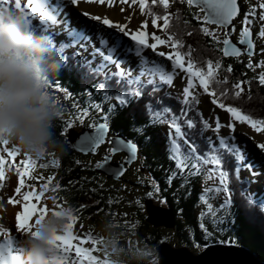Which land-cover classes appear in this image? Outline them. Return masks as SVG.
Returning a JSON list of instances; mask_svg holds the SVG:
<instances>
[{
  "label": "trees",
  "instance_id": "16d2710c",
  "mask_svg": "<svg viewBox=\"0 0 264 264\" xmlns=\"http://www.w3.org/2000/svg\"><path fill=\"white\" fill-rule=\"evenodd\" d=\"M127 1L133 3V0ZM145 3L144 11L150 17L149 13L156 15L166 13L164 5V7L161 4L158 5L152 0H147ZM172 3L175 6V12L169 20V26H166L167 32L174 33L175 38L182 42L179 50L188 53V56L184 57L186 61L190 56L194 66L200 67L205 72L209 67L213 69L214 75L209 85L217 102L228 107H236L242 114L249 115L253 119L264 120V114L261 113L264 111V85L254 82L252 78L256 74L254 75L249 67L248 61L251 58L246 55L236 58H223L222 44L219 40L223 41L225 35H210L201 32V26L206 28L209 26L205 25L203 21L191 18L190 8L187 10L184 3L179 0H172ZM33 28L41 32L39 27ZM42 33L45 34L44 31ZM187 38L189 40H184ZM68 61L67 65L63 62L61 71L57 76L51 77L49 82L57 80L60 82L59 86L69 89L70 93L77 98L81 110L90 107V116L93 117L91 124L106 122L111 135H121L137 145L140 171H144L147 177L155 183L162 203L171 210L174 216L173 228H153L145 222L146 214L145 212L143 214V201L150 199V197L141 198L140 203L142 205L140 204L137 217L140 228L135 232L134 244H127L128 238L122 237V233H119L118 242H121V247L116 253L122 254V259H126L128 264H139V262L128 258L132 255L133 249L147 247L153 253L150 264H158L155 247L161 242L167 241L166 237L170 233L171 236L168 239L172 238L177 247H186L191 250L195 246H198L199 249L201 246L207 247L211 244L236 245L248 249L261 262H264V212L260 211V207L247 194V180L238 177L235 155L221 149L223 163L219 170L227 173L230 196L226 197L225 200L230 202L222 209L217 206L211 207L200 218L195 216L197 204L200 203L201 205L200 185L208 176L215 179L219 178L218 171H214L213 165L210 163L202 165L199 170L191 169V162H189V165L181 172L171 159L173 142L164 133L163 127L172 120L181 125L184 139L188 140L189 143L194 142L198 146V155L202 156L207 151L209 142L205 137L207 127L202 123L195 125L199 119V114L192 107L197 99H193L191 109L186 112L187 105L183 106L179 97L171 96L167 87L153 92L151 85L143 84L141 87L142 94L139 98L133 97L126 106H120L116 104L114 95L117 91L127 90L126 84L117 85L114 77L105 80V75L93 71L91 67L90 69L86 68L87 71L82 65L83 60L76 59L74 62L69 57ZM217 62L219 67H216ZM101 82L111 86L107 89V96L104 90L97 88ZM94 104L99 106V111L92 107ZM110 104L113 105L111 111H109ZM164 108L170 111L157 118V112ZM105 116H107L106 120L103 119ZM62 118L64 117L61 113L60 118L55 121L54 133L56 138L64 143L65 151L60 155H47L52 160L57 161L55 167L59 168L55 173L58 178L62 177L64 180L57 187L59 194L57 197H60L64 204L73 210L76 221L85 224L88 231H97L95 225H92L90 229V215L94 213V210L90 213V209L84 200V198H90V190L92 189L90 186L92 180L86 179V177L90 178V168L78 164V161L82 159L81 156L67 148L65 138L61 135L62 128L66 127ZM185 119L192 121L193 127L191 129L184 124ZM175 140L174 142L180 146L181 151L187 153V145L183 143V140L177 138ZM7 165L12 166L11 164ZM189 171L194 174L190 175ZM93 175V180L94 177H99L96 173ZM101 177L104 179L103 176ZM109 182L113 181L109 180ZM143 184L140 183V187L143 188ZM94 189L102 193L97 182H94ZM150 190L152 192L153 188ZM130 207L132 206L130 205ZM97 215L93 216V221L100 232L106 233L96 221V219H100L101 214L98 213ZM176 217H180L182 220ZM103 238L105 239V237H101V244L97 243L96 255L99 257H104L107 254V251L102 250Z\"/></svg>",
  "mask_w": 264,
  "mask_h": 264
},
{
  "label": "snow or ice",
  "instance_id": "6c2138e0",
  "mask_svg": "<svg viewBox=\"0 0 264 264\" xmlns=\"http://www.w3.org/2000/svg\"><path fill=\"white\" fill-rule=\"evenodd\" d=\"M69 4L72 6L77 5L78 0H68ZM97 3H100L101 0H96ZM189 6L191 5H199V10L203 11V15L194 16V19L203 21L207 24H216V25H227L228 22L237 14V0H186ZM133 3H138L140 8L143 9L145 7V0H133ZM161 5H165V0H159ZM11 4L12 8L19 10L22 15L25 17L26 24L28 27L33 28L30 17L34 14L39 12L40 13V28L41 32L49 27V24L56 25L58 23H63L64 30L71 36L74 41L80 40H88L90 39L84 33L71 30V26L62 19H58L57 13L60 10L61 4H51L50 0H28V3H24L23 7L21 6V0H0V11H5L9 9L7 6ZM32 5L29 7V5ZM260 12L259 18L264 20V2L259 4ZM27 10V11H26ZM151 24L152 27L155 28L157 26V21H163L159 25L162 30H165V34L167 35V40L161 39L158 35L151 36V42H148L146 37V33L140 30L134 31H127L124 28L123 24H113L107 17L101 18L98 15H90L88 12H84V16H89V18L93 21H99L101 25L107 26L108 28H115L116 31L122 33L124 37H128L129 40L134 44L135 48V55L138 58V65L139 72L136 76H132L131 73L123 69L120 65V61L118 56L116 55V50L119 47L115 45V40H110L108 34L103 35L98 39L96 42L97 46L94 48L95 52L105 53L102 56L101 63L97 66L95 71L103 72L105 66L107 64H115L116 71L115 72H107L105 73V80L114 77L116 84L123 86L127 85V90L125 91H117L114 95V99L116 104L120 106H126L128 103L131 102L132 98H139L142 94L141 87L143 84H148L152 86V91L155 92L157 90V78L161 84L171 83L173 75L175 74L176 70L186 74V86L183 87V95L187 97L189 94L190 89L193 87V81H198L199 88L207 90V86L213 79V69L211 67L208 68L207 72L203 71L200 67L194 66V62L191 60L189 56L188 60L185 61L183 58L188 56V53H184L179 50L180 45L182 42L179 39L175 38L174 33L170 34L167 32L166 26H169V18L168 14L165 13L164 15H156L151 14ZM200 31L204 33H209V29L206 27L201 26ZM214 31V30H212ZM249 35V31L247 27H241L240 29V41L243 42L244 38ZM258 35L264 36V32L258 33ZM50 40L52 38L50 35H47ZM169 42H171L172 51L164 52V51H157L158 45L168 46ZM223 44L225 45L224 48L221 49L223 54L227 56L229 51L232 54L239 55L238 50L235 47H232L228 36L225 35L223 39ZM248 48H252V41H247ZM66 44H61L58 47V51L60 54L63 51V48L67 47ZM143 49H151L152 52L156 53V56L163 57L165 60L163 62L158 60L149 61L143 54ZM128 51H133L131 46L128 47ZM76 53H73L75 56ZM248 55H252L251 52H248ZM62 60L64 62V57L61 55ZM170 62V66L168 65ZM216 67H219V63L217 62ZM141 77H146V79H141ZM247 83V82H245ZM259 83L264 85V76L260 77ZM111 87L110 85L101 82L97 85L98 89L104 90L105 95L107 96V89ZM238 87V85H237ZM235 94V93H234ZM209 96H212V92H208ZM223 95V93H221ZM111 98V97H109ZM187 104V100L183 101ZM213 105H216L217 108L223 109L229 116L230 121L235 120L237 122H243L246 125H249L252 129L256 132H260L261 129H264V120L261 119H253L249 115L242 114L241 111L236 107H228L223 103H218L217 99L213 98L211 100ZM97 111H99L98 105H92ZM113 105H109V111H111ZM170 110L164 108L157 112V118L162 115L163 113H168ZM88 115V110L85 108L83 110V115L77 117L79 120H83L85 116ZM103 119H107V116L103 117ZM184 124L187 128L191 129L193 127V123L191 120H184ZM71 122L67 123L65 128H62L61 135H65L67 129L71 128ZM89 128H93V135L84 137V140L91 145L92 151L95 152L96 146L102 142L104 139V133L106 132L108 125L106 123H98V124H89ZM169 127L174 129L175 136L178 140H183V143L187 145V153L181 151L180 146L173 142L172 143V152H171V159L175 162L176 167L183 172L185 167L189 165L191 162V169L199 170L202 165L211 164L213 165V170L218 171L220 184L223 185V188L217 187L215 189H205V192H210L213 195L223 191L225 197L230 196V190L228 188L229 180L227 178V173L223 170H219L220 166L223 163V152L221 149L227 150L235 155V159L237 161H242L243 157L240 151L236 150L234 146H229L225 138H218V146L213 147L211 141L207 144V151L204 154L198 155V146L193 142L189 143L188 140L184 139V133L182 132L181 125L177 123L175 120L169 121ZM207 127V125H205ZM216 129H219L220 124H216ZM227 127L231 129L233 127L232 123L229 122ZM9 144V142L3 138H0V147ZM256 147L264 152V144H257ZM128 148L131 150L132 153L136 151V146L132 143L128 144ZM116 149L112 148L109 149V152L115 151ZM5 152H8V148H4ZM17 151V147L13 145L12 151L9 155H15ZM52 154H48L51 156ZM25 159L22 160V164L24 165L23 169H18V177L16 179V192L21 191V186L23 185V180L21 178L29 176V168L35 163L33 159H31L30 155L25 151L24 152ZM42 155L39 158H43ZM107 157H105V160ZM105 161H99L96 164V168H100ZM4 163L3 158H0V165ZM57 163L56 160H52V164L55 165ZM119 174V173H117ZM189 174H194L193 172L189 171ZM255 175V174H254ZM4 173L0 171V179H3ZM48 180H52V176L48 177ZM41 191H44L43 187ZM35 198L36 200H40L41 197L34 191H24L22 193V199L26 203H21L19 205V210L14 213V226L17 233L21 234L23 237L26 234L31 233L32 236H36L37 233L33 231V228L36 224L40 222V220L45 216V214L51 212L53 215L60 214L57 212V209H61L59 204H55V198L49 197V199L53 200L54 209H48L44 206H40L39 208L36 207L35 204L31 203L30 201ZM201 199L204 200L205 197L201 196ZM251 199V198H250ZM230 201L225 200L224 205H221L223 208L227 205ZM12 203V201H9ZM260 204V211L264 212V202L258 201ZM211 208V205H209ZM215 215V213H213ZM66 219L67 222L64 225L63 231L59 234H53L50 237L49 243L51 244L52 248L55 250L54 254V262L55 264H68L69 261V253L74 250L75 257L78 259L74 261V264H111L107 254L104 255L103 259H98L96 256L91 255V249L88 247L77 246L72 243L73 240L78 239V237L73 235V223L76 217L73 214V210L71 208L68 209L66 212ZM30 220L32 221L30 223ZM0 231H3L0 228ZM85 239L95 245L100 242V238H96L93 236H85ZM81 244L84 243L83 240L80 241ZM15 246V241L9 239L7 246L4 244H0V264H18L19 261V253L22 252V248H18L15 253H12L9 249Z\"/></svg>",
  "mask_w": 264,
  "mask_h": 264
},
{
  "label": "rangeland",
  "instance_id": "374dc122",
  "mask_svg": "<svg viewBox=\"0 0 264 264\" xmlns=\"http://www.w3.org/2000/svg\"><path fill=\"white\" fill-rule=\"evenodd\" d=\"M169 1L170 0H165L166 3H168ZM51 4H56V3L54 2V0H50V5ZM121 6H124L127 8V10L132 11L133 17L136 20H139V15H142V17L145 19V21L149 25L152 26L151 17L148 16V14L145 13V11L143 9H141L139 5L136 6L132 2L131 3L130 2L126 3V2H122V1L117 2L115 0L114 6L111 8L112 13L118 14ZM7 7L12 8L11 4H9ZM169 8L174 9L173 3H171L170 6L168 5L166 7L167 10H169ZM64 10H65V7L63 5H61L60 10L57 14H61ZM73 13H75V12H73ZM170 13L171 12L169 11L168 14H170ZM171 17H173L172 14L168 15L169 20L171 19ZM30 20H31V23L34 25L40 23V19L34 14L30 17ZM161 23H163V21L158 20L157 26L153 29L151 28L148 30L153 35H158L161 37V39L167 40V37H164L162 34L163 30L160 27H158ZM76 25L77 26L75 27V29L80 27V29L82 31H88L89 37L91 35L92 39H94V37L97 35L94 32H97L98 29L101 30V28L98 27L101 24L97 21L94 22L90 18L89 19L86 18L81 22L76 21ZM55 27H56V29H55ZM101 27H104V26L101 25ZM212 27H214V26H212ZM47 29L49 32H52L51 34H49L51 37H56L55 35H57L58 38L61 37L57 31H61L62 34H64V35H62V40L64 39L65 35H67V33L64 31L62 26L49 25V27ZM212 30H214V32L217 33V31L215 29H212ZM112 31L113 30L111 29L110 33ZM116 32H117L116 36H118L119 38L121 37L122 42H123V45H120V46L123 49L124 59L119 58V61L121 63L120 65L123 69L128 70L132 76H136L139 72V68L137 67L139 62H138V59L136 57H134L132 54H129V51H128V47L132 42L129 40L128 37L127 38L124 37L122 35V33L118 32V31H116ZM209 32L211 33L210 30H209ZM235 33H236V31H235ZM257 33H261V32L258 31ZM151 36L152 35H150V37ZM68 37L71 38V36H68ZM255 39H256V43L258 44L259 43L258 40H260L261 38L256 36ZM184 40H189V39L187 38ZM79 42H80L81 46L78 45ZM96 42H97V40L95 39V43ZM125 43H126V45H124ZM74 44L75 45H72V48H74L75 51L78 50V51L82 52L86 57H89L90 62H95L98 65L101 63L103 53L94 52L93 50L90 49V47H88L89 46L88 44L81 42V40L80 41H74ZM261 45H263L262 42L259 45V48H258L259 50L263 49V47ZM131 47H132V44H131ZM246 47L247 46H245L244 48H246ZM259 50H258V52H260ZM157 51L170 52V51H172L171 44L169 43L168 46L161 45V47ZM87 52L90 53V56H94V57H90L88 55L89 53H87ZM142 54L146 58H149L148 59L149 61H150V59L151 60H159L161 62H163L165 60V58H163V57L156 56V53L152 52L151 49L148 51L146 50V51L142 52ZM118 55H120V53H118ZM125 57H127V58H125ZM131 58L134 59V61L129 60ZM127 60H128V62H127ZM132 63H134V64H132ZM260 64H258V65H260ZM134 65H136V66H134ZM168 65L170 66V62H168ZM115 68L116 67H115L114 63L107 64L103 71H110V70H114ZM132 68H133V70H132ZM136 69H138V70H136ZM175 74H177L176 78L172 79L171 83L163 84L165 86L168 85L170 87V93L171 94L180 95L184 100L186 99L187 101H189V99H191L196 93L198 94L202 90H204L205 93L204 94L201 93L200 97L198 98L197 107L200 110V113H201L203 120L209 126V130L207 131V137H208V140L211 141L213 147L218 146V138H226L228 140H231L230 143L228 142V145L234 146L238 151H240L243 158L245 156H248L247 153H250L252 158L251 157H250V159L244 158L245 159L244 161H246V163L248 164L247 166H250L251 168L248 169L246 167V165H244L245 162L242 165L239 163V165L237 166V169H238L237 174L240 178H247L248 179V181H249L248 192H249V195H251L252 200L257 202V203H258V201L264 202V168H262L263 166H261V163L264 164V152H262L260 149H258L256 147V145L259 143L255 142L254 140L249 138L245 133H243V134L240 133L241 130L247 129V127L249 125H246L243 122H237L235 120L230 121L228 114L223 109L217 108L216 105H213L211 103V100L213 98H216V96H215L213 90L211 89L210 85L207 86V90L200 89L198 81H195V79H194L192 89H190L188 96L184 97L183 87L186 86V83H187L186 74L180 72L179 70H176ZM175 74L173 76H175ZM141 79L142 80L146 79V77H141ZM158 81L159 80L157 78V82ZM50 85H49L48 91L51 94L52 98L57 102L58 106L62 109L61 112L63 113L62 116L64 117V118H62L64 125H67L68 122H71L72 126L76 129V131L80 132L82 130L81 127H84V125L91 124V120L93 119V117L90 115L85 116L83 118V120L77 119V117L83 115V113H82L83 111L80 110L82 108H80V106L78 105L77 98H75V102H72L70 100V98L68 97L70 95H66V94L64 95V91L56 89L54 86H52V85L50 86ZM209 91L212 92V96L208 95ZM68 107H70V109ZM73 107H76L77 109H74ZM86 109L88 111H90L89 110L90 107H89V109L88 108H86ZM71 110H77V112L72 111V114H71V112H69ZM261 113L264 114V111H262ZM67 114H68V116H67ZM229 122H231L233 125V127L231 129H229L227 127V124ZM217 123L220 124L219 129H216V127H215ZM163 131L165 132V134L168 137L170 136L171 138H173V136L175 135V133H173V130H171L169 127L164 128ZM263 131H264V129H263ZM237 133H238V135H237ZM109 138L110 137H107L106 143L102 144L97 149V152L95 155H90L88 157L81 156L82 159H80L78 161L79 162L78 164L85 165L86 167H89L90 170L94 169L97 162L104 160V156L109 155V151H108L109 145L107 142ZM248 138L252 140V142H253L252 144L251 143L250 144L245 143V140ZM4 148H8V147H6V146L2 147V148H0V150L3 151ZM23 154H24V151L19 149L18 152L15 155H13V156L17 155L16 159H17L18 163H20V160L25 159ZM2 157H3L4 161H9L8 157H6L5 155H3ZM138 157L139 156H137V159L133 163H131L129 166L125 165L126 169H128V170H125L127 172L126 173L124 172V174L122 175L123 177H121L118 181L109 182V180L107 181V180L101 178L100 176L97 178L94 177V180H93V177L90 176V178L92 180V181H90V186L92 187V189L90 190V198H86V199L84 198V200L87 204L88 209H90V213L92 210H94V213H92L90 215V229H91L92 225H95V227H97V229H95V230H97V231H90V233H87L85 225L82 222L75 220L73 223L72 232H73L74 236L78 237V239L73 240L72 243L77 245V246L90 248L91 249L90 254L92 253L91 255L96 256L98 259H103L104 257H99L95 254L97 244H95L96 245V247H95V245L89 243L85 239V236H88V235L96 237V238H100V240H101V237H105L104 233L100 232V229L98 228V226H96V223L93 221L94 215L98 216L97 214L100 213L101 214V216H99L100 219L97 217L98 219H96V221L98 222V224L100 226H102L101 228H103L104 231H106V232L111 231L112 232V239H111L110 243L112 245V251L116 253L119 251V248L121 247V242H118V238L120 237L119 233H122V237L126 236L128 238L126 241L127 244L128 243L134 244L135 232H137L138 229L140 228V225L137 221V217H138L140 204L142 205V203H140L141 198L149 196L150 197L149 200L152 201L153 205L161 207V208L162 207H164L166 209L168 208L166 205H164L162 203V198L160 197V193L155 188V183H153L149 179V177H147V175L144 171H140V169H139V165H140L139 163L140 162H139ZM30 158L33 159L35 161V163L29 168V176L21 178L23 180V185L21 186V191L19 192L20 196H22V193L28 189L27 191H34L38 195H40V197H41L40 200H36L35 198H33L31 201V203L35 204L38 207L44 206L48 209L55 210L53 200L49 199V197L55 198V204H59L61 207H65L66 205L64 204L63 200L60 197L56 196V194L53 192V187H52L55 185L57 186L64 181V180H62V177L58 178L57 174L55 173V171L59 167H55L56 164L53 165L52 162H50L51 161L50 158L46 157V155L43 158H35L32 156ZM124 160H125V156L121 153L111 156V163H123ZM21 166H22V164H21ZM43 166L47 167V170H44L42 168ZM80 169H83V168L80 167ZM254 169L259 170L258 173L260 175L256 177L257 179L253 178V177L250 178V174L255 173V172L251 173L252 172L251 170H254ZM245 170H247V173L242 174L241 172L245 171ZM4 175L5 176H3V179L0 180V182L2 181L0 184V211L2 208L6 207V205L9 203V201L13 202V201H17L19 199H22L19 197V195H16V191H15L16 179L18 177V172L17 171L15 172V169H13V172H9V174H4ZM49 176H52V180H48ZM90 178L86 177L87 180ZM94 182L98 183V185L100 186L99 190L102 193H99L98 191H96L94 189ZM139 182L142 184L145 182L143 184L144 189L142 187H140ZM259 183H261V184L259 185ZM258 186H260V187H258ZM42 187H43L44 191H41ZM217 187H220L222 189L223 185L220 184L219 178L215 179L211 176L206 177L203 184L200 185L201 196H204L205 199L202 200L200 198L201 205L199 203L196 206L195 216L197 218L202 217L205 213L208 212L209 209H211V208H209V205H211V207H213V208H215V206H217L218 208L222 209L221 205H224L225 198H226L223 194V191L221 190L220 192L216 193L215 195H213L210 192H207V193L205 192V189H215ZM150 188H153L152 192H151ZM126 201H127V205H126ZM129 203L132 207H130ZM143 214H144V211H143ZM176 218L179 220H182L180 217H176ZM122 226H123V228H122ZM183 226H184V224H183ZM16 235H17L16 238H12V240L15 241V246L12 247L11 249H9L12 253H15L17 251V249L19 248V245H20V241L22 240V238H24L23 236L21 237L18 234H16ZM169 236H171L170 233L166 237L167 241H165V242H167L173 248H176L177 246L175 245V242L173 241V239L172 238L168 239ZM103 239H102V242H103ZM81 240L84 241L83 244L80 243ZM3 242L6 244V239L0 238V244H3ZM122 244H125V243L122 242ZM197 247L195 246L190 251L195 253V252L202 251L204 249L203 246H201L199 249ZM107 254H108V252H107ZM68 255H69L68 264H74V261L78 259L77 257H75L74 250L72 252H70ZM107 256H109V254Z\"/></svg>",
  "mask_w": 264,
  "mask_h": 264
},
{
  "label": "clouds",
  "instance_id": "9594fccd",
  "mask_svg": "<svg viewBox=\"0 0 264 264\" xmlns=\"http://www.w3.org/2000/svg\"><path fill=\"white\" fill-rule=\"evenodd\" d=\"M62 68L58 47L46 34L28 27L17 9L0 11V138L35 158L65 151L54 133L62 109L48 91L50 78ZM69 208L57 209V215L45 214L33 228L37 235L24 236L18 264H55L49 240L63 231ZM104 235L102 250L112 264H128L122 254L112 251V232ZM152 256L147 247H138L128 259L150 264Z\"/></svg>",
  "mask_w": 264,
  "mask_h": 264
},
{
  "label": "water",
  "instance_id": "95a60500",
  "mask_svg": "<svg viewBox=\"0 0 264 264\" xmlns=\"http://www.w3.org/2000/svg\"><path fill=\"white\" fill-rule=\"evenodd\" d=\"M191 6L200 8L199 5ZM236 16H234L227 25L223 26L206 23L207 25H215L219 27H225L227 29L226 35L229 38L230 44L232 47H235L238 50L239 55L232 54L231 51H229V54L225 56L222 52L223 58L225 59L236 58L243 54L248 55V52L252 53L251 48L249 49L247 44V41L250 40L249 35L244 38L243 42L240 41L236 43L232 40L234 30L233 19ZM245 46H247L246 50H244ZM224 47L225 45L223 44V48ZM108 131L109 128H107L106 132L104 133V139L102 142L96 146L95 152L92 151L91 145L84 140V137L93 135V129H82L80 132L74 131L73 129H68L65 133V144L68 149L81 156L95 155L97 149L102 144L106 143ZM108 143L110 149H116L115 151L110 152L111 156L121 153L125 156V160L123 163H111L110 156L107 157L106 160L104 157L105 162L100 168H95L94 171L103 175L106 179L118 181L126 170L125 165L129 166L137 159V146L120 135L110 137L108 139ZM129 143H132L136 146V151L134 153H132L128 148ZM143 205L146 214L145 222L150 226L153 228L165 229H171L174 227L175 221L171 210L168 208L166 209L164 207L161 208L155 206L152 204L151 200H144ZM155 251L158 256V264H264V262H261L251 251L236 245L211 244L205 247L202 251L194 253L186 247L173 248L167 242H161L155 247Z\"/></svg>",
  "mask_w": 264,
  "mask_h": 264
},
{
  "label": "bare ground",
  "instance_id": "6f19581e",
  "mask_svg": "<svg viewBox=\"0 0 264 264\" xmlns=\"http://www.w3.org/2000/svg\"><path fill=\"white\" fill-rule=\"evenodd\" d=\"M54 2L56 4H61V5H63L65 7V10L61 14H57L58 19H62V20L64 19L63 21H66L71 26V30H74V31L76 30L78 32H82L87 37H89L88 31H82L80 29V27L77 28V29H75V27L77 26L76 25V21L77 22H81V21H83L86 18L89 19V16H84L83 15L84 12H88L90 15H98L101 18L107 17L110 21L113 22L114 25L117 24V23L123 24L125 30H127L129 32L134 31V30L144 31L146 33V37L148 39V42H151L150 35H153V34L150 33V31L148 29H151V28L153 29V27L151 25H149L145 21V19L142 17V15H139V20H136L133 17V14H132L133 12L130 11V10H127V8L124 7V6H121L118 14L117 13L113 14L111 8L114 6L115 0H101L100 3H97L96 0H78L77 5H75V6L70 5L69 2H68V0H54ZM24 3H28V0H21V6L22 7H23V4ZM37 3H38V0H37ZM31 6L32 5L30 4L29 7H31ZM73 12H75V13H73ZM34 15H36L40 19V13L39 12L34 13ZM97 22H99V21H97ZM49 25H51V24H49ZM56 25L63 27V23H58ZM102 26H104V25H102ZM98 27L101 28V30L98 29L97 32H94V33L97 34L94 37V39H92V37L90 35V37H89L90 39H88V40H81V42H84L85 44H88L89 45L88 47H90V49L94 51V48L97 46V44L95 43V39L98 41V39L100 37H102L105 34H108L110 40H115V45H118L119 46L117 48V50H116V55L118 56V58L124 59L123 49L120 46V45H123V42H122L121 37L119 38L118 36H116L117 35V32L115 31L116 29L114 27L113 28H108L107 26L101 27V25L98 26ZM55 29H56V27H55ZM111 29L113 31L110 33V30ZM57 32L60 35H62V32L61 31H57ZM66 36H70V35L67 33ZM71 40H73V39H71ZM73 44H74V40H73ZM131 44L129 46H131ZM78 45H80V42H79ZM124 45H126V43ZM160 47H161V45H158L157 50ZM132 48H133V51H129V54H132L134 57H136L135 51H134V48H135L134 44H132ZM146 50L148 51L150 49H143V52L146 51ZM87 53H89V52H87ZM118 53H120V55H118ZM104 54L105 53H103V55ZM89 55H90V53H89ZM90 57H94V56H90ZM125 58H127V57H125ZM147 59H149V58H147ZM129 60L134 61V59H132V58L129 59ZM150 61H152V60L150 59ZM127 62H128V60H127ZM132 64H134V63H132ZM134 66H136V65H134ZM132 70H133V68H132ZM136 70H138V69H136ZM176 75L177 74H175V76H174L173 79L176 78ZM49 85H50V83H49ZM240 133L241 134L245 133L249 138H251L255 142H257L259 144H264V131L263 130H261L260 132H256L254 129H252L250 126H248L247 129L241 130ZM237 135H238V133H237ZM249 138L245 140V143H249V144L251 143L252 144L253 142ZM247 155H248V158L249 159H250V157L252 158V156L250 155V153H247ZM244 162H245V164H244ZM240 164L241 165L242 164L246 165V167L248 169L251 168L250 166H247L248 164L246 163V161H244V158L242 159V161H240ZM261 166H263L262 168H264V164L263 163H261ZM245 171H242V174H246L247 173V170H245ZM251 171H252L251 173H253V172H257L258 173L259 170L258 169H254V170H251ZM260 184L261 183H259V185ZM258 187H260V186H258ZM16 195H19V197L22 198V196H20L19 192H16ZM21 203H25L23 201V199H19L17 201H13L12 203H8L6 205V207L2 208L1 211H0V228L3 229V231H0V238H5L6 239V244L3 242V244L5 246H7V243L9 241V239L16 238V236H17L16 234H18V235H20L22 237L21 234L16 233L17 231H16L15 226H14V213L19 210V205ZM36 207L39 208L38 206H36ZM31 222L32 221L30 220V223Z\"/></svg>",
  "mask_w": 264,
  "mask_h": 264
},
{
  "label": "flooded vegetation",
  "instance_id": "af4514ba",
  "mask_svg": "<svg viewBox=\"0 0 264 264\" xmlns=\"http://www.w3.org/2000/svg\"><path fill=\"white\" fill-rule=\"evenodd\" d=\"M184 3L185 7L187 10L190 8V17L193 18L194 16L200 15L202 16L201 10L199 8L195 7H188V4L186 0L180 1ZM261 2H264V0H237V8H238V14L237 16L233 19V25H234V30H233V36L232 40L236 43L240 42V29L241 27H247L249 31V37L250 40L252 41V48L251 51L253 53L252 56L249 58V67L252 70V73L255 75V77H252L254 82H258L260 80L261 76H264V36L258 35L259 32H264V20H261L259 18V4ZM194 19V18H193ZM208 29L211 31L212 34L214 35H219V34H224L226 35L227 29L224 27H208ZM212 29H215L217 31L214 32ZM236 31V33H235ZM235 33V34H234ZM239 35V36H238ZM260 37L261 39L258 40V44L256 43L255 37ZM219 42L223 45V41L219 40ZM263 49L259 50V45L261 44ZM245 48L244 50H246ZM258 50L260 52H258ZM259 61V62H258ZM261 63V64H260ZM260 64V65H258ZM57 80H53V82H50L51 85L57 84ZM94 171L91 169L90 170V176H94ZM91 180V178H90Z\"/></svg>",
  "mask_w": 264,
  "mask_h": 264
}]
</instances>
